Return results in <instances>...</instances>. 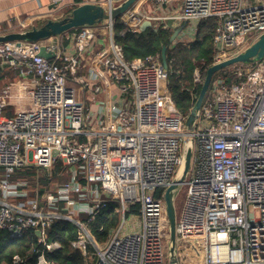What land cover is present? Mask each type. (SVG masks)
Segmentation results:
<instances>
[{
	"label": "built area",
	"instance_id": "built-area-1",
	"mask_svg": "<svg viewBox=\"0 0 264 264\" xmlns=\"http://www.w3.org/2000/svg\"><path fill=\"white\" fill-rule=\"evenodd\" d=\"M151 1L150 11L136 3L117 19L123 33L145 20L167 27L173 19L195 35L199 21L217 18L213 65L264 34V0ZM115 21L79 28L60 42H0V73L10 68L19 77L0 87V233L20 238L40 230L35 264H56L47 253L62 247L49 239L57 219L76 226L71 246L95 254L96 264H163L166 257L171 264L165 194L182 162L188 115L174 106L161 55L128 60L115 41ZM43 45L55 57L41 56ZM241 63L228 69L237 82L212 79L196 122L177 216V264H264V55L251 67ZM204 79L196 68L194 82ZM7 106L13 117L3 115ZM57 163L69 178L43 193L13 178L29 166L52 178ZM112 200L120 222L99 244L92 223ZM136 204L141 220L127 215ZM29 259L16 254L13 263Z\"/></svg>",
	"mask_w": 264,
	"mask_h": 264
},
{
	"label": "trees",
	"instance_id": "trees-1",
	"mask_svg": "<svg viewBox=\"0 0 264 264\" xmlns=\"http://www.w3.org/2000/svg\"><path fill=\"white\" fill-rule=\"evenodd\" d=\"M82 2L83 0H75V5L69 9L68 13ZM216 26L217 18L202 19L197 24L193 39L189 41L177 40L175 42L172 39V28L152 26L145 29L137 28L135 31L123 33L125 24L117 20L114 25V37L115 41L123 46L128 60L152 54L161 55L163 47L166 46L168 63L165 71L167 90L176 110L183 115H189L202 88L201 85L194 82L195 69L199 68L202 77L205 78L208 69L214 62L215 48L213 36ZM76 30H72L71 32ZM224 71L227 72V75H230L227 79L225 78L228 83L238 81V78L233 76L228 69H222L218 72L219 75ZM5 75L14 78L17 76V73L10 68L3 70L0 73V79L3 82ZM210 90H208V95L210 94ZM55 166L52 178H49L36 166L24 167L17 170L13 178L29 181L27 188L30 192L34 193L38 189L40 193H43L50 183L45 185V182L48 179L51 180L58 177ZM118 205V201H110L108 208L106 210L103 209L96 220L93 221L92 235L97 243H104L108 239L111 229L118 226L120 222V213L116 210ZM75 237L76 226L64 219H57L49 229V239L60 242L62 247L52 253H47V256L55 261L56 264H96L97 256L95 254L90 252L87 255H83L81 251L71 246V241ZM38 247V237L33 229L26 231L20 238H11L7 232H1L0 264H14L13 257L16 254L24 257L29 256V264H35L37 256L35 249ZM89 249L91 251L94 250L92 246Z\"/></svg>",
	"mask_w": 264,
	"mask_h": 264
},
{
	"label": "water",
	"instance_id": "water-1",
	"mask_svg": "<svg viewBox=\"0 0 264 264\" xmlns=\"http://www.w3.org/2000/svg\"><path fill=\"white\" fill-rule=\"evenodd\" d=\"M139 0H119L111 1L109 4L97 3V2H82L72 9L66 16L59 19L47 18L40 25H32L29 28L21 30H13L0 34V42L7 41H27V42H39L48 40L50 38H57L60 42L62 37L71 32L86 26H96L106 21H115L122 17V15L132 8ZM186 22H182L180 28H184ZM155 27L150 20H145L140 23V29L147 27ZM167 27L174 28L173 19L167 21ZM179 28V29H180ZM175 34L172 39L175 40ZM41 56L52 59L55 57V53L48 52L46 46H42L40 53ZM264 55V34L252 44L244 53H241L235 57L225 60L221 63L212 65L202 84L201 91L193 106L190 114L187 116L184 126L185 140L183 145L182 162L180 168L176 174V177L172 184L168 187L165 194V208L166 215L169 222V255L171 264H177V248H176V224H177V212L175 207V200L178 192L180 191L182 184L185 182L189 175L191 168V160L195 146V127L199 117V113L203 104V101L208 93L213 76L224 68H227L233 64L243 62H252L255 59H260ZM161 59L165 68L168 67L166 58V46L163 47L161 53ZM38 235L41 234L40 230H37Z\"/></svg>",
	"mask_w": 264,
	"mask_h": 264
},
{
	"label": "crops",
	"instance_id": "crops-1",
	"mask_svg": "<svg viewBox=\"0 0 264 264\" xmlns=\"http://www.w3.org/2000/svg\"><path fill=\"white\" fill-rule=\"evenodd\" d=\"M87 1L109 4L111 1L119 0H83V2ZM74 5L75 0H0V34L19 29L20 21L28 18L35 19V24L47 18L57 19L54 15L58 13L57 10L61 7L67 10ZM62 44L66 46L69 41L63 39ZM12 78L5 75L6 81L14 82L16 78ZM111 86L112 89L119 88L116 84Z\"/></svg>",
	"mask_w": 264,
	"mask_h": 264
},
{
	"label": "rangeland",
	"instance_id": "rangeland-1",
	"mask_svg": "<svg viewBox=\"0 0 264 264\" xmlns=\"http://www.w3.org/2000/svg\"><path fill=\"white\" fill-rule=\"evenodd\" d=\"M143 0H139L137 2V5L140 6V9L143 10V11H150L152 9V1L151 0H145L144 2H142ZM180 1V0H176V5L177 2ZM71 8V7H70ZM68 8L66 10V8L64 7H61L59 10H57L58 13H54L55 16H57V19L59 18H63L64 16L67 15L69 9ZM121 21V20H119ZM44 22V21H43ZM116 23V21H115ZM37 24H40V23H37ZM36 24V25H37ZM155 25V27H158V23L155 22L153 23ZM115 25V24H114ZM104 27V25H101V27ZM175 26L172 30L173 32V35L177 34L178 35L176 36L175 38V41L176 40H183V41H189V39L193 38L194 36V33L192 32V29L191 28H187V26H185L184 28H180ZM23 29V27H19V29L17 30H21ZM74 32H71L70 34H73ZM69 34H67L68 36ZM65 40H66V37H65ZM240 65V64H239ZM241 65L243 67H251V62H248V63H241ZM225 69H229V67L225 68ZM227 72L224 71L221 75H219V73H216L214 76H213V79L214 78H226L229 77L230 75H227L226 74ZM16 78L15 82H17L19 80V77H14ZM5 82V83H4ZM4 82L2 81V79H0V86L3 88V87H6L7 85L13 83V82H10V81H6L4 80ZM71 83H69L70 85ZM201 85V84H200ZM202 86V85H201ZM3 115L6 116V117H13L14 116V108L12 106H7L6 108H4L3 110ZM55 170L58 175V177H56L55 179H48L47 182H45V185H47L49 182H52V185H57V184H60V183H63L65 181L68 180L69 176L67 173H65L64 175H59L61 172H64L63 168H62V165L61 163H57V165L55 166ZM187 192H188V185L186 183H184L180 189V191L178 192L177 196H176V200H175V207H176V212H177V216H180V214L182 213V210H183V207H184V204H185V200H186V195H187ZM29 196H32L31 193H29ZM127 215L130 217L131 215H134V216H138L139 217V220H141V206L140 204H136V205H131L129 208H128V211H127ZM138 219V218H137ZM137 219H134V222L137 220ZM169 263V260H168V257H166L163 261V264H168Z\"/></svg>",
	"mask_w": 264,
	"mask_h": 264
}]
</instances>
